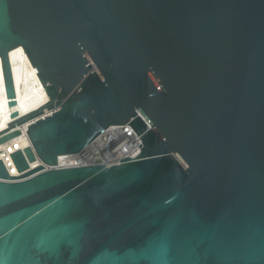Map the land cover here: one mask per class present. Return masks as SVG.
<instances>
[{
	"label": "water",
	"instance_id": "95a60500",
	"mask_svg": "<svg viewBox=\"0 0 264 264\" xmlns=\"http://www.w3.org/2000/svg\"><path fill=\"white\" fill-rule=\"evenodd\" d=\"M20 45L49 95L25 114ZM0 57V143L30 138L0 157V264H264V0H0ZM114 124L135 157L32 166Z\"/></svg>",
	"mask_w": 264,
	"mask_h": 264
},
{
	"label": "bare ground",
	"instance_id": "6f19581e",
	"mask_svg": "<svg viewBox=\"0 0 264 264\" xmlns=\"http://www.w3.org/2000/svg\"><path fill=\"white\" fill-rule=\"evenodd\" d=\"M12 72L16 90V105L20 114H25L31 110L37 109L49 100V95L43 86L35 68L33 67L27 53L20 45L10 50L9 53ZM51 109L45 107L43 114H49ZM13 120L10 115L8 97L0 57V130L8 127V122ZM27 124L19 125L21 132L13 138L0 143V157L6 160L10 172L18 174L13 164L11 153L16 149L23 148L30 144V138L27 134ZM2 133V132H1ZM37 160L32 166L40 164Z\"/></svg>",
	"mask_w": 264,
	"mask_h": 264
},
{
	"label": "built area",
	"instance_id": "2783aa9c",
	"mask_svg": "<svg viewBox=\"0 0 264 264\" xmlns=\"http://www.w3.org/2000/svg\"><path fill=\"white\" fill-rule=\"evenodd\" d=\"M141 137L129 124H114L100 133L86 148L77 153L58 156L57 164L49 165L40 161L44 168L69 167L91 163L112 165L121 158L135 157L141 152ZM6 161V160H5ZM8 165V164H7Z\"/></svg>",
	"mask_w": 264,
	"mask_h": 264
}]
</instances>
